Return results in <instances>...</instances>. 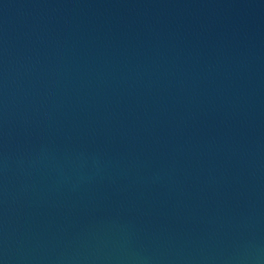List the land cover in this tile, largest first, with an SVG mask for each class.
I'll list each match as a JSON object with an SVG mask.
<instances>
[{"label": "water", "instance_id": "obj_1", "mask_svg": "<svg viewBox=\"0 0 264 264\" xmlns=\"http://www.w3.org/2000/svg\"><path fill=\"white\" fill-rule=\"evenodd\" d=\"M0 264H264V0H0Z\"/></svg>", "mask_w": 264, "mask_h": 264}]
</instances>
